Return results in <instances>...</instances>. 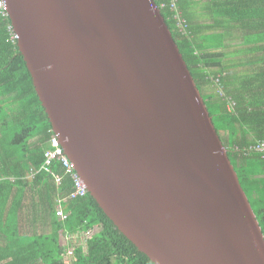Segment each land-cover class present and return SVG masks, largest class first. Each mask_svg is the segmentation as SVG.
I'll return each mask as SVG.
<instances>
[{
	"label": "water",
	"instance_id": "95a60500",
	"mask_svg": "<svg viewBox=\"0 0 264 264\" xmlns=\"http://www.w3.org/2000/svg\"><path fill=\"white\" fill-rule=\"evenodd\" d=\"M88 192L155 264H264V233L155 0H5Z\"/></svg>",
	"mask_w": 264,
	"mask_h": 264
},
{
	"label": "trees",
	"instance_id": "16d2710c",
	"mask_svg": "<svg viewBox=\"0 0 264 264\" xmlns=\"http://www.w3.org/2000/svg\"><path fill=\"white\" fill-rule=\"evenodd\" d=\"M155 1L264 233V0ZM55 135L0 8V264H155L90 193L71 196L76 169L43 168Z\"/></svg>",
	"mask_w": 264,
	"mask_h": 264
},
{
	"label": "built area",
	"instance_id": "2783aa9c",
	"mask_svg": "<svg viewBox=\"0 0 264 264\" xmlns=\"http://www.w3.org/2000/svg\"><path fill=\"white\" fill-rule=\"evenodd\" d=\"M0 8L3 12H7V5L5 0H0ZM51 145L52 147L47 149L45 153L46 161L44 164V168L48 170L49 166H51L53 162L58 160L62 163L63 167H65L67 171H72L73 169H75L74 163L66 156L64 148L61 146L59 137L57 135L52 138ZM75 181L76 190L73 191L71 196H85L87 193V188L84 181L78 176H75ZM58 214L60 216H65L64 212L61 209L58 210Z\"/></svg>",
	"mask_w": 264,
	"mask_h": 264
},
{
	"label": "rangeland",
	"instance_id": "374dc122",
	"mask_svg": "<svg viewBox=\"0 0 264 264\" xmlns=\"http://www.w3.org/2000/svg\"><path fill=\"white\" fill-rule=\"evenodd\" d=\"M6 2V1H5ZM84 236H85V233L84 234H82V237H83V243L85 244V239H84ZM75 240L77 241L78 240V238L77 237H75Z\"/></svg>",
	"mask_w": 264,
	"mask_h": 264
},
{
	"label": "clouds",
	"instance_id": "9594fccd",
	"mask_svg": "<svg viewBox=\"0 0 264 264\" xmlns=\"http://www.w3.org/2000/svg\"><path fill=\"white\" fill-rule=\"evenodd\" d=\"M61 146H62V145H61ZM64 152H65V150H64ZM65 154H66V153H65ZM66 156H67V155H66ZM67 157H68V156H67ZM68 158H69V157H68ZM69 159H70V158H69ZM43 168H44V166H43ZM86 188H87V187H86ZM87 193H89L88 190H87ZM87 193H86V194H87ZM87 234H88V232L85 233V235H87Z\"/></svg>",
	"mask_w": 264,
	"mask_h": 264
}]
</instances>
